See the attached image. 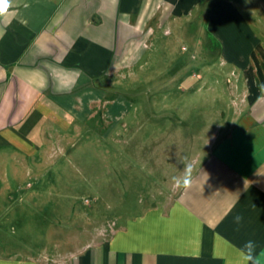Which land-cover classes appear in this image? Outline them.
<instances>
[{
    "label": "crops",
    "instance_id": "crops-1",
    "mask_svg": "<svg viewBox=\"0 0 264 264\" xmlns=\"http://www.w3.org/2000/svg\"><path fill=\"white\" fill-rule=\"evenodd\" d=\"M204 4L10 0L0 14V148L35 154L39 144L72 131L74 120L90 119L110 78L142 63L159 30L181 29ZM242 4L208 6L205 31L218 43L220 65L230 68L227 94L241 102L197 152L190 188L166 201L142 200L138 213L114 220L105 237L76 251L34 252L23 241L29 233H16L12 215L2 212L0 264H264V40ZM182 77L184 92L205 79L201 72ZM155 116L162 118L160 111ZM188 117L167 126L188 125ZM160 124L153 140L163 135ZM8 174L0 171L6 194Z\"/></svg>",
    "mask_w": 264,
    "mask_h": 264
},
{
    "label": "rangeland",
    "instance_id": "rangeland-1",
    "mask_svg": "<svg viewBox=\"0 0 264 264\" xmlns=\"http://www.w3.org/2000/svg\"><path fill=\"white\" fill-rule=\"evenodd\" d=\"M211 1L181 29L159 30L142 63L110 78L90 119L74 120L72 131L39 144L35 154L0 148V171L10 173L4 178L11 189L0 191V213L12 215L16 233H29L23 241L34 252L76 251L105 237L114 220L138 213L142 200L179 194L173 177L183 176L186 163L193 167L197 152L241 102L240 95L227 94L230 68L220 65L218 43L205 31ZM240 1L264 40V0ZM193 72L204 81L182 91V74ZM183 114L188 125L167 126ZM159 122L163 135L153 140Z\"/></svg>",
    "mask_w": 264,
    "mask_h": 264
},
{
    "label": "clouds",
    "instance_id": "clouds-1",
    "mask_svg": "<svg viewBox=\"0 0 264 264\" xmlns=\"http://www.w3.org/2000/svg\"><path fill=\"white\" fill-rule=\"evenodd\" d=\"M10 6V0H0V14H4L7 12ZM192 165L190 163H186L184 165V173L182 177H173V187L175 189H188L192 184ZM239 220V218H237ZM254 242L248 241L245 243L244 248L249 252L254 250ZM246 259H250L251 257H245Z\"/></svg>",
    "mask_w": 264,
    "mask_h": 264
}]
</instances>
